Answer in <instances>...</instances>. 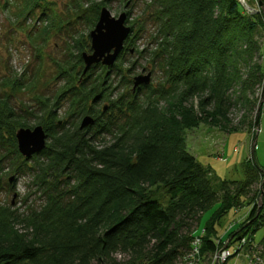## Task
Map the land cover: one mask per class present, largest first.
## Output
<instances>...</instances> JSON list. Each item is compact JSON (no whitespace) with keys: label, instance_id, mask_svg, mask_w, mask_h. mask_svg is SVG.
Wrapping results in <instances>:
<instances>
[{"label":"trees","instance_id":"obj_1","mask_svg":"<svg viewBox=\"0 0 264 264\" xmlns=\"http://www.w3.org/2000/svg\"><path fill=\"white\" fill-rule=\"evenodd\" d=\"M107 1L85 8L86 0H77L71 22L85 21L95 29ZM260 3V12L249 14L238 0H150L146 11L152 10L149 18L156 30L150 58L168 84L158 91L151 86L136 92L132 88L113 99L120 85H133L128 77L133 71H124L135 49L133 38L113 68L98 65L85 76L82 55L91 52L90 37L73 40L78 54L61 66L64 86L53 98H39L36 113L30 114L40 117L49 142L29 161L19 153L16 139L18 130L30 128L27 119L11 106L10 96L0 98V146L6 149L0 171L7 160L13 175L31 172L43 200L40 210L25 214L0 208V264H178L191 251L192 223L199 226L212 209L201 238L203 256L210 257L223 246L215 238L220 220L231 210L252 206L248 216L256 223L261 198L259 219L264 218V169L254 151L253 162L243 164V182L221 180L187 151L179 133L203 116L183 108L180 118L167 117L152 107L157 104L155 96L164 100L180 96L184 101L180 105L200 97L206 119L218 124L219 118L227 120V105L235 101L247 120L256 103L250 95L264 86V66L255 62L261 50L256 34L264 28V0ZM25 4L30 6L32 0ZM47 10L39 21L59 17ZM31 15L34 9L27 16ZM260 57L264 60L263 54ZM23 80H3L2 85L16 92L23 89ZM141 95L145 99L140 101ZM65 104L67 118L59 116ZM211 105L213 113L207 112ZM263 110L264 104L260 115ZM88 115L95 125L81 130L80 121ZM104 136L115 142L100 149L94 141ZM258 183L262 189L255 190ZM116 256L125 258L120 261Z\"/></svg>","mask_w":264,"mask_h":264},{"label":"rangeland","instance_id":"obj_2","mask_svg":"<svg viewBox=\"0 0 264 264\" xmlns=\"http://www.w3.org/2000/svg\"><path fill=\"white\" fill-rule=\"evenodd\" d=\"M25 1L0 0V98L10 96L11 106L17 113L26 117L29 129H34L39 126L40 117L36 115L39 118H34L30 114L36 113L37 100L53 98L57 95L65 84L62 78H59L61 66L70 63L78 54L73 50L74 41L80 37L88 39L94 29L90 30L85 21L71 22L74 20V6L77 0H32L30 6H27ZM103 1L86 0L85 8H90L93 3L99 5ZM147 1L150 0H135L133 3L129 2L127 6L125 0H108L104 8H107L115 18L127 13L128 25L131 28L132 25L134 26L130 38L134 39L135 49L127 59L124 71L127 72L129 69L133 71L128 76L131 80L139 75L151 73L150 86L158 91L163 85L168 87V84L165 83V77L159 65L153 63L150 58V53L155 50L156 30L155 23L149 18L151 15L149 12L152 10L146 11ZM238 1L249 14H257L262 9L260 0ZM71 7H73L72 11ZM49 8L53 9L51 15L56 14L59 17L52 21L51 19L39 21L41 13L48 11ZM32 9H34L35 15L27 16ZM45 28H48V33H42ZM256 38L261 50L255 62L264 66V60L260 57V54L264 56V28H259ZM136 50L140 53L143 52L142 55L135 52ZM99 71L101 70L96 73ZM112 75V79H115V74ZM16 77L24 79L22 90L12 92L11 88L2 85L3 80L8 81ZM116 81V85H118L121 79L117 78ZM132 88L133 85L132 87L125 86V88L120 85L116 89L118 91L113 95V99H116L121 93L126 94L129 90L132 91ZM263 91L264 86H257L250 95L251 100L256 103L252 107V112L247 115V120L244 119V108L233 101V104L227 105L229 114L226 118L228 122L227 120L220 122V118L218 119V124L221 123V125L211 123V120L206 119V114L201 109L200 97L180 105L184 102L180 96L166 100L155 96L156 98L153 97L152 100H156L157 104L152 107H158L157 112L165 114L167 117L172 114V117L176 115L180 118L183 108L193 110L196 115L203 116L204 119L195 122L192 127L179 130L184 138L187 151L197 159L199 164L210 169L217 178L225 181L243 182L245 179L243 164L248 161L253 162V151L257 164L264 169V110L260 115L261 107L264 104ZM237 95L239 96V93ZM143 96H140V101L145 99ZM147 100H144V103ZM107 105L108 103H105L104 107ZM67 109H69V105L65 104L59 111V116L67 118L65 115ZM207 112L213 113L214 106H209ZM114 142L112 137L104 136L94 141V144L101 149ZM5 154L6 149L0 146V156L5 157ZM19 163L16 167L20 165ZM29 165L34 167V163H29ZM3 168L0 184V208L4 207L19 214L28 213L29 210H40L43 200L34 186V177L31 172L25 170L24 173L13 175L11 173L12 165L7 160L4 161ZM12 177L16 179L13 185L9 183V179ZM213 178L215 177L213 176ZM261 186L260 183L256 184L255 190L262 189ZM155 194L160 195L161 191L155 190ZM257 204L260 207L258 214L260 216L263 200L258 198ZM251 207L245 204L240 205L222 218L218 226V235L213 238L218 246L222 244L220 241L224 242L223 246H220L217 253L210 257L201 255V248L200 257L195 259L194 264H213L215 256L225 251L233 253L232 257L225 262L226 264H264V218L261 220L257 216V220L260 222L256 223V218L249 220L248 213ZM213 211L214 209L204 214L199 226L196 221L192 223L191 231L194 232L192 243L195 238H202L205 235L204 228ZM240 225L243 226L238 229ZM21 228L23 226L19 225L18 229ZM235 237L237 239H234ZM243 240H246L245 244H243ZM236 250L238 254L242 255L239 256ZM116 257L120 261L125 258L124 256ZM184 260L179 261L178 264H192V261H188L187 256ZM258 260L260 261L258 262Z\"/></svg>","mask_w":264,"mask_h":264},{"label":"water","instance_id":"obj_3","mask_svg":"<svg viewBox=\"0 0 264 264\" xmlns=\"http://www.w3.org/2000/svg\"><path fill=\"white\" fill-rule=\"evenodd\" d=\"M132 33L133 29L128 26L127 13L115 18L107 8H103L98 24L90 34L92 53H83L82 55L85 65L84 76L98 65L113 68L122 55L125 44ZM151 81V73L135 77L133 91L136 92L142 86H150ZM262 97H264V91ZM104 110L107 111V107ZM95 122L94 117L88 115L83 118L80 129L84 130L89 126H93ZM16 139L18 151L26 161L31 160L34 155L47 148L48 135L41 125L34 129L21 128L16 133ZM14 181V177L9 179L10 184H13ZM1 182L2 175L0 171V184Z\"/></svg>","mask_w":264,"mask_h":264},{"label":"built area","instance_id":"obj_4","mask_svg":"<svg viewBox=\"0 0 264 264\" xmlns=\"http://www.w3.org/2000/svg\"><path fill=\"white\" fill-rule=\"evenodd\" d=\"M245 243H246V240H243V244H245ZM201 248H202L201 238H195V240L193 241L192 246H191V251L187 255L188 261H192V264H194L195 259L200 257ZM238 250H239V248H238ZM236 253L238 254L237 250H236ZM232 254L233 253L227 252V251L223 252L222 254H217L218 256L217 255L215 256L213 264H226L225 262L227 260H229V258L232 257ZM238 255L240 256L242 254L239 253ZM183 261H185V260H183ZM259 261L260 260H258V262ZM257 264H259V263H257Z\"/></svg>","mask_w":264,"mask_h":264}]
</instances>
